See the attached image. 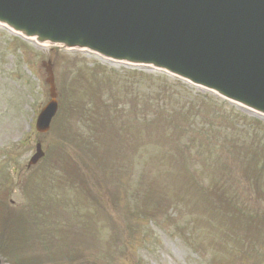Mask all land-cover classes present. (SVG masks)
<instances>
[{"label":"rangeland","instance_id":"rangeland-1","mask_svg":"<svg viewBox=\"0 0 264 264\" xmlns=\"http://www.w3.org/2000/svg\"><path fill=\"white\" fill-rule=\"evenodd\" d=\"M12 33L0 25V169L11 177L10 194L2 200L12 213L0 220L4 264H264V157H259L264 151L250 143L252 129H240L249 119L264 132V116L162 71L107 61L85 50L57 46L55 53L50 45ZM21 55L32 71L20 67ZM49 56L60 97L67 86L66 105L49 133L32 129L23 142L30 118L49 99L41 67ZM93 67L104 69L97 73L101 80L76 79L74 72L92 74ZM21 68L22 77L14 79L12 73ZM107 80L114 88L101 93ZM127 81L125 102H118L115 87ZM149 83L164 98L145 106ZM133 93H138L135 100H127ZM94 95L98 106L90 107ZM77 102L99 122L103 117L106 131L97 134L76 114ZM38 142L47 157L27 169ZM119 149L122 166L114 156ZM141 169L163 187L157 188L159 198L153 191L154 199L173 203L166 205L172 207L170 219L152 224L140 212L132 216L125 210L133 201L128 197H138L140 190L127 178ZM115 173L121 174L118 180ZM49 174L59 175L55 191L49 189L55 184L45 180ZM3 179L0 175V193ZM68 185L73 190H66ZM52 197L63 206L56 215L47 213L50 221L43 210L31 211ZM0 215L5 217V210ZM128 223L137 227L133 233ZM141 228L147 234H140Z\"/></svg>","mask_w":264,"mask_h":264},{"label":"water","instance_id":"water-1","mask_svg":"<svg viewBox=\"0 0 264 264\" xmlns=\"http://www.w3.org/2000/svg\"><path fill=\"white\" fill-rule=\"evenodd\" d=\"M64 1L59 16L88 22L92 42L110 53L132 49L136 58L264 113V0H149L151 10L148 0L138 9L126 0ZM27 2L38 5L40 14L52 10L47 0ZM87 3L97 5L91 17H76ZM51 18L56 20L53 12L40 28H47ZM33 19L39 23L37 16Z\"/></svg>","mask_w":264,"mask_h":264}]
</instances>
